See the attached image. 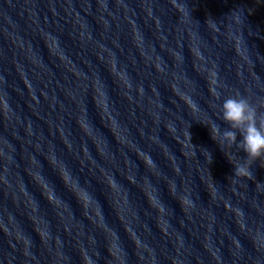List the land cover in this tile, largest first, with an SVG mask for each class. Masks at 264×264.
Masks as SVG:
<instances>
[{
  "label": "clouds",
  "instance_id": "obj_1",
  "mask_svg": "<svg viewBox=\"0 0 264 264\" xmlns=\"http://www.w3.org/2000/svg\"><path fill=\"white\" fill-rule=\"evenodd\" d=\"M221 112L222 120L229 127L221 131L220 126L213 123L211 137L218 144L236 145L246 154L243 163L234 165L236 176L252 175L250 162L264 157V113H258L257 108L243 96L225 98Z\"/></svg>",
  "mask_w": 264,
  "mask_h": 264
}]
</instances>
